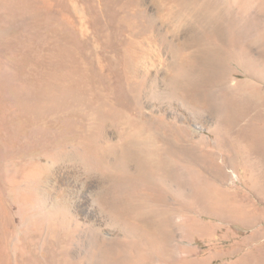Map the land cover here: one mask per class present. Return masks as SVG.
<instances>
[{"label":"rangeland","instance_id":"obj_1","mask_svg":"<svg viewBox=\"0 0 264 264\" xmlns=\"http://www.w3.org/2000/svg\"><path fill=\"white\" fill-rule=\"evenodd\" d=\"M0 264H264V0H0Z\"/></svg>","mask_w":264,"mask_h":264}]
</instances>
